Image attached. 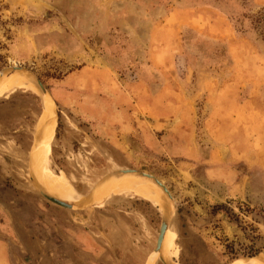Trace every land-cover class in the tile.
Instances as JSON below:
<instances>
[{"label": "rangeland", "instance_id": "1", "mask_svg": "<svg viewBox=\"0 0 264 264\" xmlns=\"http://www.w3.org/2000/svg\"><path fill=\"white\" fill-rule=\"evenodd\" d=\"M2 76L6 264H264V0H0Z\"/></svg>", "mask_w": 264, "mask_h": 264}, {"label": "bare ground", "instance_id": "2", "mask_svg": "<svg viewBox=\"0 0 264 264\" xmlns=\"http://www.w3.org/2000/svg\"><path fill=\"white\" fill-rule=\"evenodd\" d=\"M2 85H3V76H2V78L0 79V89L2 88ZM43 95H45V96H47V94H43ZM48 97V96H47ZM45 106H46V104H45ZM47 108H49L48 106H46ZM50 109V108H49ZM46 115H47V113L46 114H44V116H45V118H46V120H47V117H46ZM51 120V116H50V114L48 115V122H51L50 121ZM42 123H45L44 121L42 122ZM45 130H43L42 129V134H40L41 135V138L39 139V143H40V148H42V144H44V138H45V132H44ZM44 132V133H43ZM40 137V136H39ZM38 139V138H37ZM43 151V150H42ZM41 163L42 164H46V157L44 156V154H42L41 153ZM32 169V168H31ZM126 173H131V174H134V175H137L135 172H132V170H127V172ZM48 175V174H47ZM137 176H139V177H142L143 179H145V180H148V181H151L154 185H156L157 187H159L155 182H154V180L152 179V178H150V177H143V176H140V175H137ZM155 180H157V178H155ZM158 181V180H157ZM159 183H161L160 181H159ZM138 185H141V184H138ZM144 185V184H143ZM44 187V186H43ZM45 188V187H44ZM43 189V188H42ZM46 189V190H45ZM45 189H43L44 191H46L47 193H49L51 196H54L55 198H57L58 200H60L61 202H63V203H66L68 206H70V208H72V207H75V206H77L80 202H78V203H76V202H73V201H69V200H66V199H64V198H61V197H59V196H57V195H55L54 193H52L51 191H49L47 188H45ZM159 189L162 191V189L159 187ZM49 192H48V191ZM137 190H138V192H140V194L141 195H143V196H145V197H148V198H151V196L152 197H156V198H158V195H156V191L154 190V189H152V188H150V187H148V186H146V185H144L143 187L142 186H140V187H138L137 188ZM162 193H163V191H162ZM164 194V193H163ZM63 195H67V196H70L69 194H65V193H63ZM164 196L167 198V196L164 194ZM159 199V198H158ZM167 200H168V198H167ZM87 202H90V199H88V200H86ZM169 201V200H168ZM81 204V203H80ZM83 204V203H82ZM82 204H81V206H82ZM170 204H171V202H170ZM84 205V204H83ZM169 213H170V205L168 206V209H167V213H166V217H167V223H168V215H169ZM168 231H170L169 229H167V224H166V228H165V230H164V232H163V235H162V239H161V242H160V247H159V249L161 248V246H162V242H163V240L164 239H166V236H167V234H168ZM158 249V250H159ZM164 259V258H163ZM164 261H166V260H164ZM167 262H169V260L167 261ZM172 264V263H171Z\"/></svg>", "mask_w": 264, "mask_h": 264}, {"label": "water", "instance_id": "3", "mask_svg": "<svg viewBox=\"0 0 264 264\" xmlns=\"http://www.w3.org/2000/svg\"><path fill=\"white\" fill-rule=\"evenodd\" d=\"M34 80H35L36 86L39 89V91L42 92L43 94H45V90L42 87V85L39 82V80L36 77H35ZM116 172H121V171L120 170H116ZM132 172H135L137 175H140V176H143V177L145 176V177L152 178L154 180V182L162 189L163 193L167 196V198L169 200L171 199V196H170L168 190L166 189V187L162 183H159V181L155 180L154 176H152L150 174H147V173H143V172L137 171V170H132ZM36 190L47 201H49V202H51V203H53V204H55V205H57L59 207H62V208H70V206H68L66 203H63L60 200H58L57 198H55L54 196H51L49 193H47L43 189L37 188ZM166 224H167V217L164 216V217L161 218V220L159 222L158 234H157L155 245H154V248H153L154 251H158V249L160 247V242H161V239H162L163 232H164V230L166 228Z\"/></svg>", "mask_w": 264, "mask_h": 264}, {"label": "trees", "instance_id": "4", "mask_svg": "<svg viewBox=\"0 0 264 264\" xmlns=\"http://www.w3.org/2000/svg\"><path fill=\"white\" fill-rule=\"evenodd\" d=\"M211 211L216 213V212H220L223 211V205L221 204H215L211 206ZM224 212V211H223ZM262 220H264V205L261 206L257 213H256ZM254 257V256H252ZM178 264H195V261L192 260H188L182 257L181 254H179V259L177 261Z\"/></svg>", "mask_w": 264, "mask_h": 264}, {"label": "crops", "instance_id": "5", "mask_svg": "<svg viewBox=\"0 0 264 264\" xmlns=\"http://www.w3.org/2000/svg\"><path fill=\"white\" fill-rule=\"evenodd\" d=\"M7 263V255L3 248V243L0 242V264H6Z\"/></svg>", "mask_w": 264, "mask_h": 264}]
</instances>
